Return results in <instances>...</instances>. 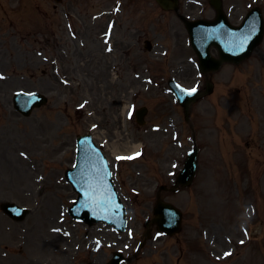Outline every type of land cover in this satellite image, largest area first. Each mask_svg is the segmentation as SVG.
Listing matches in <instances>:
<instances>
[{
  "label": "rangeland",
  "instance_id": "1",
  "mask_svg": "<svg viewBox=\"0 0 264 264\" xmlns=\"http://www.w3.org/2000/svg\"><path fill=\"white\" fill-rule=\"evenodd\" d=\"M224 4L234 24L250 6L264 13V0ZM181 7L191 19L215 17L209 0ZM112 26L108 53L102 34ZM188 38L177 15L154 0H0V264H104L116 250L132 255L129 264H264V41L250 60L215 75L214 95L193 108L197 177L187 190L162 193L183 211L182 232L156 239L152 227L133 260L159 187L172 185L193 146L168 87L183 66L190 73L181 72V83L204 85ZM18 91L46 94L49 104L23 117L13 107ZM127 103L148 108L144 127L123 112ZM85 134L96 135L111 159L112 144L142 146L112 164L129 212L126 233L68 213L77 194L65 171ZM7 202L29 214L14 221L2 211Z\"/></svg>",
  "mask_w": 264,
  "mask_h": 264
},
{
  "label": "water",
  "instance_id": "2",
  "mask_svg": "<svg viewBox=\"0 0 264 264\" xmlns=\"http://www.w3.org/2000/svg\"><path fill=\"white\" fill-rule=\"evenodd\" d=\"M158 2L166 10H178V0H158ZM212 4L216 7L218 12L217 19L213 22L204 20L189 22L182 17L190 33L192 45L201 59L203 70H206L207 67L211 66V64L220 66L225 61L239 63L245 60L261 43L264 32L262 15L258 14V23L256 24V28L253 22L256 14H253L246 19L241 28L236 29L228 23L222 11L221 2L219 0H213ZM250 28L253 31L250 36H247L246 41V32H250ZM211 45L218 47L221 56L219 60L211 59L209 55V47ZM14 102L18 111L25 116H29L34 108L41 107L46 104L47 98L39 93L31 95L18 93L15 96ZM79 146L81 156H83L85 152L88 154L84 156L85 158L87 156H92L91 154L94 148L89 137L81 138L79 140ZM197 153L198 150L195 149V151L188 157L185 169L179 178L180 182L188 180L191 181L193 179L197 169ZM72 173L76 174V177L74 179L70 177V174L68 173L69 179L75 184L76 188H78L77 182H80L77 175L78 169ZM86 184H88V181ZM85 187H88V185ZM80 191L82 193L80 202L70 210L71 214L74 215L75 218L92 224L96 221L94 218L100 214L101 209L103 210V213H106L104 208H110L111 218L117 217L118 225H123L125 217L124 210L123 208L120 210L117 206L116 196L110 192L107 187L104 188L103 194L93 193L92 191L87 194L82 186H80ZM160 205V207H162L160 209V213L163 217L161 219H156L154 222H157L162 229L166 232H170V234L177 232L180 229L181 224V219L179 217L180 214L171 205L164 203H160ZM3 208L10 216L18 220L24 218L27 214L25 209H20L12 204H4ZM169 218L170 222L168 221ZM120 260L121 256L117 257L112 264H119Z\"/></svg>",
  "mask_w": 264,
  "mask_h": 264
},
{
  "label": "bare ground",
  "instance_id": "3",
  "mask_svg": "<svg viewBox=\"0 0 264 264\" xmlns=\"http://www.w3.org/2000/svg\"><path fill=\"white\" fill-rule=\"evenodd\" d=\"M127 109H128V107H127V104H126L124 106V112H126ZM123 146L124 147H121V148L118 147V146L113 147L114 148L113 154L117 155L121 151L125 152L127 154H131V153H135L136 151H138L140 149V145H130V144H128V142L124 143Z\"/></svg>",
  "mask_w": 264,
  "mask_h": 264
},
{
  "label": "snow or ice",
  "instance_id": "4",
  "mask_svg": "<svg viewBox=\"0 0 264 264\" xmlns=\"http://www.w3.org/2000/svg\"><path fill=\"white\" fill-rule=\"evenodd\" d=\"M192 91H195V89H193Z\"/></svg>",
  "mask_w": 264,
  "mask_h": 264
}]
</instances>
